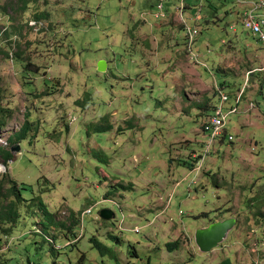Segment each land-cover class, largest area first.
<instances>
[{"label":"rangeland","instance_id":"1","mask_svg":"<svg viewBox=\"0 0 264 264\" xmlns=\"http://www.w3.org/2000/svg\"><path fill=\"white\" fill-rule=\"evenodd\" d=\"M209 2L188 0L200 33L188 47L176 7L157 20V0H0V178L27 200L0 264H264V45L238 9ZM219 91L241 93L233 141L207 152ZM230 218L201 251L196 231Z\"/></svg>","mask_w":264,"mask_h":264},{"label":"built area","instance_id":"2","mask_svg":"<svg viewBox=\"0 0 264 264\" xmlns=\"http://www.w3.org/2000/svg\"><path fill=\"white\" fill-rule=\"evenodd\" d=\"M168 0H157V12L155 18L157 20H162L167 16L165 3ZM195 5L202 7L203 4H209L210 0H193ZM219 2L230 3L236 9H238L236 17L240 22L242 30L246 33L252 35L256 38L257 42L264 45V33L262 28H264V0H219ZM191 4L188 0H180L176 7L177 12L180 15L181 26L184 27L185 38L188 47H191L193 40L198 35V23L191 22L193 26H190L188 19H193V21H198L199 16L191 14L188 10ZM195 7V6H194ZM198 8V7H197ZM191 16V17H190ZM187 19V20H185ZM202 21V19H201ZM241 93H238L233 101L219 91L217 93V104L214 105L213 110L210 115H208L206 122L202 127V135L205 137L204 148L208 152L217 142L223 141L231 143L233 138L226 131L228 117L230 115H235V109L232 108L233 105H237L240 101ZM90 210H85V213H89ZM137 231V230H136Z\"/></svg>","mask_w":264,"mask_h":264},{"label":"trees","instance_id":"3","mask_svg":"<svg viewBox=\"0 0 264 264\" xmlns=\"http://www.w3.org/2000/svg\"><path fill=\"white\" fill-rule=\"evenodd\" d=\"M36 0H27L28 2H35ZM170 0H168L165 3V9L167 15L171 11L172 6L177 5V4H168ZM219 3H225V2H219ZM212 5V3H209ZM211 5H209L211 7ZM208 6V7H209ZM213 6V5H212ZM248 34V33H247ZM250 35V34H249ZM252 39L255 41L256 38L250 35ZM213 109V108H212ZM28 119H26L25 125L21 132L19 133L17 137V143L18 144L22 141H25L27 139V134L29 133V128H28ZM2 127V125H1ZM111 125L107 124L104 127L103 126H95L94 131L97 133H103V132H109L111 131ZM2 157H3V163L7 165L12 161V155L7 152L2 151ZM130 186L128 187H122V190H129ZM26 190V188L17 185L16 181L12 180L7 174L4 175L2 178H0V241L2 240V237L5 236L6 240L12 233V229L14 230V227L16 224L19 222L21 219V211H20V205L22 203L27 202L23 198L22 191ZM114 192H107L105 194L106 197L110 196ZM37 204H38V210L41 212V214L45 217L51 218L52 215L48 212L45 204L40 198L36 199ZM72 214V213H71ZM73 215V214H72ZM205 216V215H202ZM91 243L94 248H96L101 255H104L105 253L108 252V249L106 246H104L102 243H100L98 240L91 238ZM178 246V240H175L173 242H168L166 243L165 247L167 251L172 252L175 250ZM230 264L228 260H225L224 262H221L220 264Z\"/></svg>","mask_w":264,"mask_h":264},{"label":"water","instance_id":"4","mask_svg":"<svg viewBox=\"0 0 264 264\" xmlns=\"http://www.w3.org/2000/svg\"><path fill=\"white\" fill-rule=\"evenodd\" d=\"M105 63L101 62L99 65V71H105ZM19 149L13 148L12 152H17ZM100 218L104 221L111 220L113 218V212L109 209H103L100 211ZM234 219H225L219 222H213L207 227L197 230L195 233V244L201 251L210 252L224 239L228 230L234 225Z\"/></svg>","mask_w":264,"mask_h":264},{"label":"bare ground","instance_id":"5","mask_svg":"<svg viewBox=\"0 0 264 264\" xmlns=\"http://www.w3.org/2000/svg\"><path fill=\"white\" fill-rule=\"evenodd\" d=\"M250 1H254V0H250ZM182 27V26H181ZM182 31L184 32V27H182ZM185 33V32H184ZM199 30H198V35L195 37V39L199 36ZM184 39H185V41H186V38H185V35H184ZM195 39L193 40V43H194V41H195ZM187 42V41H186ZM259 44V43H258ZM189 49V48H188Z\"/></svg>","mask_w":264,"mask_h":264},{"label":"crops","instance_id":"6","mask_svg":"<svg viewBox=\"0 0 264 264\" xmlns=\"http://www.w3.org/2000/svg\"><path fill=\"white\" fill-rule=\"evenodd\" d=\"M237 14V13H236ZM236 16V15H235ZM237 18V17H236Z\"/></svg>","mask_w":264,"mask_h":264}]
</instances>
